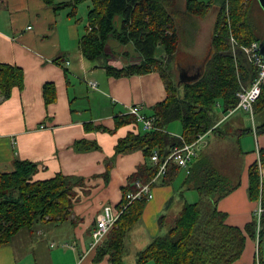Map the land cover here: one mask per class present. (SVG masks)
I'll list each match as a JSON object with an SVG mask.
<instances>
[{
    "label": "crops",
    "instance_id": "1",
    "mask_svg": "<svg viewBox=\"0 0 264 264\" xmlns=\"http://www.w3.org/2000/svg\"><path fill=\"white\" fill-rule=\"evenodd\" d=\"M62 1L67 0L53 3ZM66 10L55 11L53 4L45 0H0V63L16 65L24 74L22 89L14 87L7 98L0 95V172L12 170L13 161L21 159L37 164L33 179H47L60 173L80 181L73 188L71 219L42 220L30 229H21L8 244L0 246V264H110L106 257L94 260L96 250L91 248V230L103 207L120 212L116 208L121 199L120 187L145 158L141 150L113 155L117 139L135 129L134 126L107 131L113 127L114 116L126 113L130 105H139L147 115L166 95L157 71L119 77L106 73V64L121 68L138 60L133 48L114 56L109 50L114 47L112 43H118L113 36L108 40L106 57L95 61L85 58L79 49L84 30H80ZM238 53L246 65L243 71L247 72L245 84H248L255 71L245 56ZM46 82H53L56 91L55 100L48 104L43 98ZM89 82H95V87ZM238 111L242 114L233 118L226 129L214 118L212 129L216 128L204 135L201 153L226 176L230 185L236 184L216 207L226 213L227 224L243 228L252 220L258 203L264 207V166L259 167L263 201H251L247 195L248 168L259 162V150L264 147V132H258L264 112L251 115L237 109L228 117ZM245 113L251 116L250 127L242 123ZM96 125L106 132L90 130ZM139 129L144 130L142 125ZM172 134L179 136L180 132ZM81 140H95L100 148L84 149ZM181 186L180 199L192 202L195 189ZM164 188L161 185L159 189L162 195ZM154 196L146 207L155 215L163 210L164 201L158 205ZM179 209V205L174 208V217ZM172 222L173 218L165 224L156 219L158 225L151 227V231L143 226L140 231L144 243L127 249L137 255L153 237L165 234ZM134 227L125 234V249ZM261 244L256 233L255 237H247L241 256L231 264H258L262 258Z\"/></svg>",
    "mask_w": 264,
    "mask_h": 264
},
{
    "label": "trees",
    "instance_id": "2",
    "mask_svg": "<svg viewBox=\"0 0 264 264\" xmlns=\"http://www.w3.org/2000/svg\"><path fill=\"white\" fill-rule=\"evenodd\" d=\"M172 1L167 0V5L173 7L175 0L173 3ZM45 2L53 4L55 11L67 8L68 16L75 19L78 6L86 3V23L79 39V49L90 61L101 56L106 57L111 36L120 44L131 43L138 60L121 68L106 64L104 68L108 75L119 77L157 71L165 85V98L155 103L152 112L147 114V117L153 118L154 129L138 130L135 116L126 112L114 116L113 127L107 131L112 133L126 125L134 126L135 129L127 131L117 139L113 155L141 150L145 158V162L137 166L126 177V183L121 185V199L116 204L121 212L105 240L97 246L94 257L95 261L106 257L110 264H125V234L139 221L149 201L144 196L130 200L127 195L137 190L136 181L148 182L155 175L157 167L151 163V155L157 151L162 160L173 146L182 143V139L184 142H192L199 134L215 129L216 127L212 129L214 120L211 111L218 100L222 102L223 111L237 103L235 94L240 86L236 69L238 67L242 71L244 80L247 72L243 56L239 53L234 55L230 51L228 18L232 26L231 33L242 45L261 40L263 34L261 37L257 35L246 20L242 0H222L199 76L180 83L182 94L179 95L180 85L178 82L174 85L163 62L157 58L161 50L168 58L172 57L178 39L174 21L176 12L167 9L165 0ZM225 4L230 5L228 17L225 14ZM209 6L210 2L207 0H186V12L197 17H203ZM23 79L24 74L20 67L0 63V95L3 98L9 97L14 87L22 89ZM43 98L46 104L55 100L53 82L44 84ZM254 106L255 112H264V85ZM173 121L180 122L182 131L179 136L165 131L167 125ZM94 128L106 132L99 125L90 130ZM258 132H264V121ZM81 142L84 149L100 148L95 140ZM260 166H264V147L259 150V162L255 161L248 168L247 195L251 201H263ZM37 169L35 162L15 159L12 170L0 172V246L8 244L21 229H30L39 221L71 219L75 195L73 188L80 181L75 182L60 173L47 179H33ZM180 170L185 174L183 185L195 189L199 199L193 203L183 201L172 225L165 234L153 237L137 252L135 264H144L149 260L154 264H231L241 256L246 238L255 237V215L243 228L226 223V213L219 211L216 205L236 184L230 185L226 176L203 153L200 152L186 168L171 164L160 181L165 184L167 179H173L174 172ZM108 172L109 169L107 175ZM162 219L163 216H160L161 224ZM263 224L264 213L259 222L260 240L264 235ZM259 264L264 262L260 259Z\"/></svg>",
    "mask_w": 264,
    "mask_h": 264
},
{
    "label": "rangeland",
    "instance_id": "3",
    "mask_svg": "<svg viewBox=\"0 0 264 264\" xmlns=\"http://www.w3.org/2000/svg\"><path fill=\"white\" fill-rule=\"evenodd\" d=\"M173 2L174 0L172 1V3ZM207 2H210V6L207 8L205 15L203 17H197L195 15H192L186 12V0H175L173 7L168 6L167 0H165L167 9L170 10L171 12L172 11L176 12L174 21H175L176 33L178 34V39H177L176 50L172 57L168 58V56L164 54L163 51L161 50L157 58H160L161 59L160 61L163 62L162 64L165 67L164 69H166L174 85L177 84V81L181 80V77H182L181 70L183 69L189 70L194 67L195 68L200 67L206 56L209 41H210V38L214 30L215 20H216L222 0H220V2L219 0L218 1L207 0ZM85 4L86 3L79 5L78 7L79 10L76 13V19L71 18L72 21L76 22L79 25L80 30H84V25L86 23L87 11L85 10L86 9ZM241 4L243 7L242 10L244 11L246 20H248V23H250V25L253 26V29L256 32V34L261 37L264 32V13L261 10L260 6L258 5L257 0H242ZM229 7H230L229 4H225L224 6L225 14L227 15V17L229 16ZM66 11H68V9ZM243 20L245 21V18ZM230 24L231 22H230V19L228 18V24H227L228 29H229L228 30L229 31L228 41H229L230 51L232 53V50H231L232 46L234 47L242 46V44L239 43L238 39L231 33L233 31H232V26ZM248 27L246 28L247 30L249 29ZM113 38L115 39V37ZM112 44L114 45V47H109V48H112V50L111 49L109 50L114 52L113 54L114 56L115 54H121L120 51L122 50H126L127 48L132 50L133 48L131 43L127 45H124V44L120 45L119 42L112 43ZM159 48H162V47L159 46ZM236 70H237V79H238L239 86L244 85L245 80L242 77V72L239 71L238 68ZM179 85L180 86L177 85L178 93L179 95H181L182 85L181 84ZM227 112L228 110L223 111L221 100H218V102L215 105H213L212 111H211L212 115L214 114L212 119L214 120V118H216L217 120H219V124H221L220 127L222 126V128L224 129H226V126L230 125V122L233 118H235L237 115L242 114V112L238 111L237 114L232 115V117H228ZM254 112H255V106L253 109V113ZM224 116L228 118L223 119ZM257 117H258L257 115L256 117H254L255 122L258 121ZM242 123L250 127L252 124L251 116H249L246 113L243 114ZM165 131H167L169 134H172V132L181 133L182 130H181L180 122L179 121L171 122L170 124L167 125ZM209 131L210 130H208L207 132ZM205 134L206 133L199 134V135H205ZM176 173H177V176H175L174 174L173 176L175 177H173L172 180L167 179L165 184H163L160 181L161 180L160 179L155 182L153 187H151V192L153 195H155L154 201L158 205L160 204L161 201L162 202L164 201L163 210L161 209L162 212L160 210V212H157L154 215V213L150 211V207H146L149 201L147 202L145 206V208L147 209H144V212L141 218L139 219V221L135 224V227L132 233L128 235L127 237L126 249L128 247L132 248L133 246L142 245L144 243V236L140 231L143 226H146L148 230L151 231V227L158 225V223H156V219H157V222H159L160 216H163V219H162L163 224H165V222H169L170 219L172 218L173 220L175 219L173 210L178 205L179 207H181L182 205L181 203H183V200L180 199V193L183 189L181 185L183 184L182 180L184 177L183 170H180ZM161 185L162 187H166L164 188L165 191L163 189L164 191L163 195L161 191L159 190ZM195 191L193 190L194 192L193 194H196V197L195 195H192L194 196L193 199L190 198V195H187V199L188 200L191 199L192 201L191 203L198 200V197H197L198 193H196ZM162 196L164 197V200ZM262 228H264V224L262 225ZM261 240H262V244H261V250H262L261 257L262 258L261 259L264 262V235L261 238ZM126 249L124 248V254H123V257L127 256L123 258L124 263L125 264H135L136 260L134 262L133 259L136 255L133 256L130 252L131 250L129 251L128 249L127 250ZM136 259H137V256H136ZM144 264H154V263L153 261L149 260Z\"/></svg>",
    "mask_w": 264,
    "mask_h": 264
},
{
    "label": "built area",
    "instance_id": "4",
    "mask_svg": "<svg viewBox=\"0 0 264 264\" xmlns=\"http://www.w3.org/2000/svg\"><path fill=\"white\" fill-rule=\"evenodd\" d=\"M231 50L233 54H235L237 50H240V52L245 56L249 64L254 68L255 73L248 84L240 86L239 90L235 94L237 97V103L234 107L228 110L227 115L229 116L237 109H242L252 115L255 102L259 98L262 91V87L264 85V60L259 54V41H252L248 45L236 47L232 46ZM89 85L95 87L96 83L89 82ZM127 112L135 116L138 125H142L143 129L150 130L154 128L153 118L147 117V115L141 111L139 105H130L128 107ZM203 137L204 135H199L192 142H184L182 139V143L180 145L173 146L169 150L168 154L164 158H162V160H160L157 151H155L150 157L151 163L157 167L155 175L148 182L136 181L135 185L137 187V190L135 192L129 193L127 197L130 198V200H133L135 198H140L141 196H144L148 200H150L153 197V194L151 192V184L160 180L167 173V170L171 164H175L181 168L188 167L191 161H193L201 152L203 147L202 144L204 142ZM120 212L114 213L109 206H105L103 207L102 211L97 214L95 219V225L91 230L92 248L99 246L104 241L107 233L113 226ZM263 213L264 207L261 203H258L254 213L257 220V241L259 238L260 229L259 222Z\"/></svg>",
    "mask_w": 264,
    "mask_h": 264
},
{
    "label": "water",
    "instance_id": "5",
    "mask_svg": "<svg viewBox=\"0 0 264 264\" xmlns=\"http://www.w3.org/2000/svg\"><path fill=\"white\" fill-rule=\"evenodd\" d=\"M258 2V5L260 6L261 10L263 11L264 13V0H257ZM240 52V50H237V53ZM259 54L261 55V57L263 58L264 60V32H263V36L261 38V40H259ZM240 55V54H239ZM204 63V61H203ZM203 63L202 65L199 67V70L202 68L203 66ZM199 72V71H198ZM197 72L196 75L190 77V78H187V79H181L180 81H191V80H194L196 79L198 76H199V73Z\"/></svg>",
    "mask_w": 264,
    "mask_h": 264
},
{
    "label": "flooded vegetation",
    "instance_id": "6",
    "mask_svg": "<svg viewBox=\"0 0 264 264\" xmlns=\"http://www.w3.org/2000/svg\"><path fill=\"white\" fill-rule=\"evenodd\" d=\"M198 71H199V67H197V68L194 67V68H191L189 70L183 69V70H181V75H182L181 79L190 78V77L196 75Z\"/></svg>",
    "mask_w": 264,
    "mask_h": 264
},
{
    "label": "bare ground",
    "instance_id": "7",
    "mask_svg": "<svg viewBox=\"0 0 264 264\" xmlns=\"http://www.w3.org/2000/svg\"><path fill=\"white\" fill-rule=\"evenodd\" d=\"M183 81H178V84H180V83H182ZM154 127V126H153ZM154 129V128H153ZM158 129V128H157ZM145 130V129H144ZM151 130V129H150ZM158 153V152H157ZM153 184V183H152ZM111 208V207H110ZM111 229V228H110ZM110 231V230H109ZM109 233V232H108ZM108 233H107V235H108ZM107 235H106V237H107ZM105 237V238H106ZM105 240V239H104ZM92 248V247H91ZM95 250H96V248H97V246L96 247H93Z\"/></svg>",
    "mask_w": 264,
    "mask_h": 264
}]
</instances>
